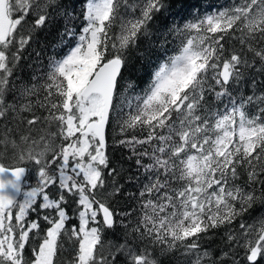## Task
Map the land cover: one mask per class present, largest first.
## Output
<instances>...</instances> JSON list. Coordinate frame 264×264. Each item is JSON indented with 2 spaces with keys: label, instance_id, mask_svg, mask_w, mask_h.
Returning <instances> with one entry per match:
<instances>
[{
  "label": "snow or ice",
  "instance_id": "1",
  "mask_svg": "<svg viewBox=\"0 0 264 264\" xmlns=\"http://www.w3.org/2000/svg\"><path fill=\"white\" fill-rule=\"evenodd\" d=\"M58 19L67 51L44 64L34 45ZM80 20L74 0H0V264H160L157 248L175 264H258L264 217L243 215L264 203V0L182 24L168 0H83ZM173 36L148 86L122 91L132 50L167 54ZM109 130L128 169L110 159ZM117 226L139 252L103 239Z\"/></svg>",
  "mask_w": 264,
  "mask_h": 264
},
{
  "label": "trees",
  "instance_id": "2",
  "mask_svg": "<svg viewBox=\"0 0 264 264\" xmlns=\"http://www.w3.org/2000/svg\"><path fill=\"white\" fill-rule=\"evenodd\" d=\"M76 5V11L81 13V20L77 21V31H79V26L82 21V4L83 0H74ZM168 3L171 6V14L176 16V21L178 24H182L183 21L181 18H186L188 20L192 19V16L195 12L203 13L206 10H212L213 6L219 7L220 5H224L228 3V0H168ZM197 6L196 9H193V6ZM177 13L179 14L177 16ZM168 15V13H165ZM162 19V17H161ZM63 20L58 19L54 25H50L49 28L44 32L38 33V42L34 45L37 50H40L42 56H44L43 63L47 64L49 55L55 53L57 57L62 56L66 53L67 48L62 47L58 44L60 40V31L62 30ZM181 37L173 36L171 37V43L167 45L169 51L167 54L157 53L154 51H149L144 54L138 53L135 50H132V54L129 57V63L127 67L123 70L124 79L121 81L122 91L127 87V83L129 81L133 82L134 87L131 89V92H140L144 88L148 86V83L151 79V74L154 71V68L157 63L163 58H166V55L173 54L179 47V41ZM73 43V41H69V44ZM141 49L145 46L143 44L140 45ZM35 53H32L34 56ZM149 58H151V63L149 62ZM27 63V61H24ZM31 69H25L20 73L25 79H28L30 75ZM11 97H9L10 99ZM250 111H254V109H250ZM112 127H115V123L113 122ZM119 135L117 132H113L109 130L108 132V151L110 154V159L113 163L123 166L124 169L129 168V164H131V160L128 158V152L126 149H123L120 146L114 145L112 143L113 138ZM6 163H9L8 160H5ZM23 166L30 167L33 169V172H29L26 176V181L29 183H35V175L34 170L37 167L35 164L30 162H25ZM264 190V186L261 188H257L256 194L259 195L260 192ZM50 194V197H56L58 193V188L53 185V188L47 190ZM37 209H39V203L36 205ZM69 212V214H73L76 205L74 203H69L65 206ZM116 211H123L129 207V205L125 202L124 199L117 201L114 204ZM47 212V210H45ZM42 216L44 213H38ZM135 214V213H134ZM264 217V203L257 202L251 209H249L248 213L243 215V219L251 223L254 219ZM33 218V214H30L29 219ZM119 219V217H118ZM42 229H46L49 225L46 224L42 219H40ZM69 224H77L78 220L73 217L69 221ZM223 230H221L222 235ZM134 235L128 236L125 235V229L122 226H117L115 229H105L103 239L112 244L119 246L121 244H127L133 248H135L138 252L142 247V242L134 239ZM31 236V234H30ZM34 243H38L35 241ZM221 243L219 237L214 238L211 241L213 246L219 245ZM66 247L71 248V243L66 241ZM205 247H208L205 244ZM227 250V249H225ZM238 252L242 253V249H238ZM26 252L30 255L31 249L26 248ZM220 252V248H215V254L218 255ZM173 254H169L166 256H161L159 253V249L157 248L153 252V256L158 257L160 264H175V261L171 258ZM119 264H128L127 257L120 253L117 257ZM227 264H231V261H228ZM241 264H245L244 260L241 259ZM258 264H264V259L258 261Z\"/></svg>",
  "mask_w": 264,
  "mask_h": 264
},
{
  "label": "rangeland",
  "instance_id": "3",
  "mask_svg": "<svg viewBox=\"0 0 264 264\" xmlns=\"http://www.w3.org/2000/svg\"><path fill=\"white\" fill-rule=\"evenodd\" d=\"M5 162V161H4ZM6 163V162H5ZM50 188H53V186H51Z\"/></svg>",
  "mask_w": 264,
  "mask_h": 264
}]
</instances>
